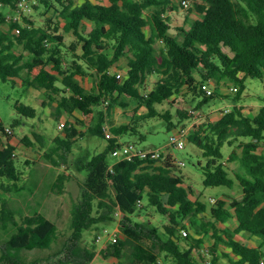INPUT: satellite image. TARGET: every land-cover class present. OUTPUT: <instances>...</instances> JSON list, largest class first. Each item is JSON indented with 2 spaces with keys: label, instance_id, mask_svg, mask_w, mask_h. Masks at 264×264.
Masks as SVG:
<instances>
[{
  "label": "trees",
  "instance_id": "trees-1",
  "mask_svg": "<svg viewBox=\"0 0 264 264\" xmlns=\"http://www.w3.org/2000/svg\"><path fill=\"white\" fill-rule=\"evenodd\" d=\"M180 1L182 5L184 1L190 2L199 15L188 17V25L175 27L173 31L167 12L178 7L174 0H110V3L82 0L80 5L75 0H38L33 4V12L43 7L40 14L44 24L36 23L31 18L32 12L23 20L11 18L7 30L0 26V79L18 77L27 85L55 93L62 91L58 106L68 114L69 126L66 124V137H58L57 141L70 150L80 134L106 140L103 151L72 161L85 174L82 198L72 212L73 239L82 240L86 229L112 221L118 215L123 217L124 236L102 249L104 256H113L118 264H160L162 258L165 264H219L220 253L229 257L228 264H261L264 261L262 245L249 244L241 233L258 236L264 242V103L255 115L245 113L238 102L234 103L230 111L220 109L217 118L208 115L204 122L194 123L189 129L187 140L209 158L207 165L202 166L206 186L235 187L236 178L220 159L225 143L239 141L241 148V152L235 149L228 159L233 162L241 155L247 171V175L235 172L241 196L225 194V198H216L210 208L200 199L201 194L196 199L190 196L191 187H186L184 176L176 172L171 154L165 159L134 157L113 162L109 159L112 150L123 145L120 137L127 132L138 133L150 118H162L172 129L171 111L162 113L159 104L184 103L186 99L181 96L190 92L193 101L201 98L195 107L198 110L228 96L222 91L211 94L204 91L202 85L211 79L230 85L233 90L237 88L234 101H239L249 77L264 80V0ZM5 7L17 11L19 0H0V22L5 21L2 10ZM62 27L81 41L82 54L74 53V56L86 60L100 74L97 91L88 90L76 77L82 69L76 59L65 66L66 37L58 33ZM159 40L162 46L157 45ZM19 45L28 54L18 52ZM78 45L74 43L70 50L75 51ZM122 57L128 60L126 78L111 71ZM151 75L158 79L148 89L146 83ZM57 82L62 83L61 89ZM124 95L138 104L128 113L132 122L120 124L108 137V115L101 107L106 101L109 111L115 104L130 107L122 99ZM141 107L146 111L139 114ZM17 109L26 116H36L37 109L32 105L17 104ZM76 111L82 113L81 118ZM175 115L180 122L190 117L184 107ZM73 117L76 120L72 121ZM89 119L94 122L88 126ZM82 124L88 126L86 134L81 130ZM23 140L29 142V137L26 135ZM16 149L13 134L0 123V187L3 190L9 189V182L17 186L22 178L23 172L15 162ZM145 198L158 212L168 216L169 222L165 225L168 238L159 246L152 233L156 229L145 232L142 224L132 218L144 210L141 202ZM202 212H208L210 218L201 219L199 224L194 219L190 221L196 235L179 234V218ZM2 215L12 218L16 228L1 260L11 253L18 255L26 249L52 246L58 226L43 212L25 215L21 221L7 210H2ZM231 218L237 220L236 227L218 226L219 222L225 223ZM145 222L151 225V219ZM210 230L214 243L211 251L203 253ZM222 245L234 256L221 250ZM127 246L131 247L130 251L125 250ZM96 254L93 244L85 248L79 261L64 264H90ZM208 254L212 260L207 259Z\"/></svg>",
  "mask_w": 264,
  "mask_h": 264
},
{
  "label": "rangeland",
  "instance_id": "rangeland-1",
  "mask_svg": "<svg viewBox=\"0 0 264 264\" xmlns=\"http://www.w3.org/2000/svg\"><path fill=\"white\" fill-rule=\"evenodd\" d=\"M93 1L110 3V0ZM174 1L178 7L167 12V15L171 18L170 23L173 31L176 29L175 27H180L184 24L188 25V17L195 18L199 15L190 2L182 5L180 0ZM75 2L80 5L82 0H75ZM40 7L32 13L31 18L42 25L44 21L40 11L43 10V7ZM3 9L6 18H4V22H0V26L7 30L10 16L17 15V12L9 11L8 7ZM64 23V20H62V25ZM58 33L66 37L63 46V51L67 54L64 58L65 66L71 65L72 60L76 59L82 67L81 70L77 71L76 77L88 90L97 91L100 74L86 60L74 56V53L82 54V45L78 36L73 32H66L63 27ZM76 42L79 44L78 49L75 51L73 49L70 50L71 46ZM157 45L162 46L163 42L159 40ZM17 50L28 54L22 45H19ZM226 50L228 51L229 49L226 48ZM111 71L122 78H126L128 75L127 58L122 57ZM23 77H27L26 71L23 72ZM157 79L156 75L149 76L146 83L147 88H153ZM208 84L213 91L218 93L222 91L227 93L228 96L213 100L210 104H206L203 109L196 110V104L201 98L193 101V95L190 92H185L181 96V98L186 99L184 103L165 101L163 104L158 105L162 113L167 109L171 111L172 129L168 127L166 120L150 118L140 127L138 133L130 134V132H127L120 137V141L123 144L134 142L142 148L160 149L164 153L168 152L171 154L176 172L184 176L186 187H191L190 196L196 199L201 194L200 199L206 202L210 208L215 203L212 201L213 197L217 199L223 198V194L241 196V187L235 172L247 175V171L242 165L241 155L233 162L228 161L235 149L241 152V148L238 147L239 141H235L234 144L225 143L222 147L223 157L220 159V162H225L226 166L230 167L232 176L236 178L235 187H213L204 184L205 174L202 166L207 165L209 158L203 155L201 148L188 140L185 148H177L170 143V136L175 128L188 127L194 121H196L195 123L204 122L208 115L215 118L220 114V109L225 106L232 108L234 103L237 102L238 105L243 107L245 113L255 115L259 107L264 103V80L249 77L246 80V88L243 90L242 99L239 101H234L237 88L233 90L230 85H221L215 79L209 80ZM57 86L61 89L62 83L57 82ZM61 95V90L55 93L43 87L38 88L34 85H27L23 78L0 79V123L6 128L13 130V142L17 145L15 162L17 167L23 172L17 186L9 182V189L3 190L0 187V264H16L18 262L19 264H64L66 261H79L85 253V248H91L93 244L96 245L97 254L90 264H118L113 256H104L102 249L114 242L111 237L115 231L117 238H123V217L117 215L112 221L103 222L86 229L83 239L80 241L73 239V229L70 227L72 212L75 205L82 198L85 174L79 171L77 164L72 163V161H76L78 157H86L103 151L106 140L99 136H83L80 134L71 150L65 144L58 142V137L65 138L67 135L66 119L69 117L58 106ZM122 99L127 101L130 107L124 108L120 104H115L109 111L107 110V105L109 104L107 101L101 107L108 115L106 119L108 137L113 135V129L120 124L132 122L128 113L138 104L125 95L122 96ZM22 103L35 107L37 109L36 116L30 117L21 113L17 109V104L20 105ZM182 107L187 109L190 115L185 122H180L178 116L175 115L176 111ZM191 109H195V113H191ZM145 111L146 108L141 107L138 113L142 114ZM75 114L79 118L82 117V113L79 111H76ZM71 120H76V118L73 117ZM92 122L94 121L89 119L87 121L88 126L92 125ZM67 126L69 125L67 124ZM88 126L85 124L80 126L83 133ZM26 135L29 137V142L23 140ZM240 139L244 138L241 137ZM109 159L113 162L117 160V157L110 153ZM181 161H184L185 164H181ZM5 183H8V181ZM141 205L144 210L133 215V221L140 222L145 232L152 231L155 228L156 230L152 233L159 246L168 238L165 231V225L169 222L168 216L158 212L155 206L149 204L147 198L141 202ZM2 210L12 212L14 219L19 221L25 215H32L35 212H43L46 216L56 221L58 231L52 246L49 248L26 249L18 255L11 253L9 257L1 260L2 255L7 253V241L16 228L12 218L3 217ZM205 217L210 218L208 212H202L197 216L189 215L179 218L181 224L179 226V234L183 233V229H188L189 236L196 235L195 227L191 225L190 221L194 219L199 224L201 219ZM148 218L151 219V225L145 222ZM228 221L229 219L226 222ZM225 223L219 222L218 226L224 228ZM232 224L233 221L230 220L229 224L226 225ZM105 228L109 229L108 232H104ZM212 232L210 230V235H206L203 253L211 251L210 248L214 243V240L210 237ZM241 234L245 237L247 236L246 232ZM99 235L102 236L100 240L98 239ZM95 237L96 240L94 241ZM250 241L252 243L257 242L254 239H250ZM182 243L184 244L185 240ZM259 244L264 249V242L262 243L260 240ZM221 247L223 249L226 248L224 251L229 253L226 246L222 245ZM125 250L130 251L131 247L127 246ZM220 255L219 264H228L230 261L229 257L224 254ZM207 259L212 260V255L208 254ZM160 263L165 264L163 258Z\"/></svg>",
  "mask_w": 264,
  "mask_h": 264
},
{
  "label": "built area",
  "instance_id": "built-area-1",
  "mask_svg": "<svg viewBox=\"0 0 264 264\" xmlns=\"http://www.w3.org/2000/svg\"><path fill=\"white\" fill-rule=\"evenodd\" d=\"M38 0H19V9L16 11L17 15L10 16V20L15 19V20H23L25 15H29L34 11V6L33 4L37 3ZM184 3H188V1H184ZM18 31H20L18 29ZM202 88L204 91H206L208 94H211L213 92V89L209 86L208 83H205L202 85ZM234 89V87L232 88ZM231 108L229 107H224L223 112H228L230 111ZM191 113H195L194 109L190 110ZM196 121L192 122L190 126L188 127H177L174 129L173 133L170 136V143L177 148L183 149L186 146L187 143V134L189 129L194 125ZM7 132L9 134H13V130L6 128ZM112 154L117 157V159H132L134 157H139V158H151V159H165L166 156L169 154L168 152H163L160 149H147V148H142L139 147L136 143L134 142H128L125 143L121 146H118L112 150ZM181 164H185L184 161H181ZM111 170H112V165H111ZM217 199L212 198V201L215 202ZM108 228L104 229V232H108ZM184 235H189L188 229H183L182 230ZM116 231L114 235L111 237L112 241H116L117 237ZM101 235L98 236V239H101ZM161 264V263H160ZM209 264H212L209 262ZM261 264H264V261H262Z\"/></svg>",
  "mask_w": 264,
  "mask_h": 264
},
{
  "label": "crops",
  "instance_id": "crops-1",
  "mask_svg": "<svg viewBox=\"0 0 264 264\" xmlns=\"http://www.w3.org/2000/svg\"><path fill=\"white\" fill-rule=\"evenodd\" d=\"M225 107H228V106H225ZM223 108H224V107H223ZM218 116H219V115H218ZM218 116H217V117H218ZM217 117H215V118H217ZM223 197L225 198V194H223ZM214 198H215V197H214ZM230 220L233 221V224H232V225H229V226L226 225V224H229ZM224 225H225L224 228H228V229H229V228H232V227H236V225H237V220H236L235 218H231V219H229V221L226 222ZM241 235H242V234H241ZM242 236H243V235H242ZM243 238L246 239L247 242H248L249 244H252V245H259L260 240H261L260 237H258V236H253V235H252L251 237H250V236L248 237V235H247L246 237L243 236ZM250 239H254V240L257 241V242H256V243H252V242L250 241ZM220 249H221V250H226V248L223 249L222 247H221ZM228 250H229V249H228ZM226 252H227V251H226ZM229 253H230L231 257L234 256V254H233L230 250H229ZM220 254H222V253H220ZM220 256H221V255H220Z\"/></svg>",
  "mask_w": 264,
  "mask_h": 264
}]
</instances>
